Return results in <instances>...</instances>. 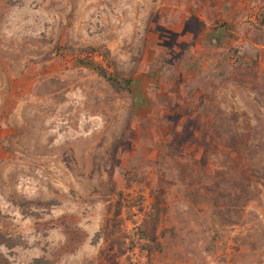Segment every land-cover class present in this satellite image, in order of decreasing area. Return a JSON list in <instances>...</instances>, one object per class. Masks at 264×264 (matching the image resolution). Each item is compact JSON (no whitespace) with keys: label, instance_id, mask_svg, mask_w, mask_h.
<instances>
[{"label":"rangeland","instance_id":"374dc122","mask_svg":"<svg viewBox=\"0 0 264 264\" xmlns=\"http://www.w3.org/2000/svg\"><path fill=\"white\" fill-rule=\"evenodd\" d=\"M0 264H264V0H0Z\"/></svg>","mask_w":264,"mask_h":264},{"label":"trees","instance_id":"16d2710c","mask_svg":"<svg viewBox=\"0 0 264 264\" xmlns=\"http://www.w3.org/2000/svg\"><path fill=\"white\" fill-rule=\"evenodd\" d=\"M92 67V69L94 70V72L101 78L105 79L113 88H116L118 86V88L124 89L126 90L127 86H128V81L127 80H121L120 82L117 81L115 79L114 74L112 75H108L105 73V71L103 69H101L99 66H95V65H89ZM242 193H246V191H242ZM117 214L115 213L114 216H116ZM118 253H121L122 251H120V249H117ZM122 254V253H121Z\"/></svg>","mask_w":264,"mask_h":264}]
</instances>
